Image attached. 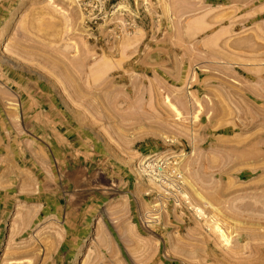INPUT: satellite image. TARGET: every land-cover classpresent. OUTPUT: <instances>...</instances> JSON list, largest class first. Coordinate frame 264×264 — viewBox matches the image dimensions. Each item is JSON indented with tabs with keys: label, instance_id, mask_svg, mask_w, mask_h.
Segmentation results:
<instances>
[{
	"label": "rangeland",
	"instance_id": "1",
	"mask_svg": "<svg viewBox=\"0 0 264 264\" xmlns=\"http://www.w3.org/2000/svg\"><path fill=\"white\" fill-rule=\"evenodd\" d=\"M179 1L0 0V264H264V0Z\"/></svg>",
	"mask_w": 264,
	"mask_h": 264
},
{
	"label": "bare ground",
	"instance_id": "2",
	"mask_svg": "<svg viewBox=\"0 0 264 264\" xmlns=\"http://www.w3.org/2000/svg\"><path fill=\"white\" fill-rule=\"evenodd\" d=\"M179 1V0H178ZM199 1V0H198ZM232 1H236V0H232ZM241 1V0H240ZM180 2V1H179ZM243 2V1H242ZM246 2H247V0H246ZM179 5H180V3H179ZM235 5V4H234ZM233 5V6H234ZM239 5V4H238ZM247 5V4H246ZM176 6V5H175ZM174 6V7H175ZM178 6V5H177ZM176 6V7H177ZM244 6V5H243ZM173 7V8H174ZM173 8L171 9V11H173ZM235 8H236V5H235ZM176 9V10H175ZM174 10L175 11H177L178 9L177 8H175ZM189 9V8H188ZM190 9H193V8H190ZM208 9H210V8H208ZM179 11H180V8H179ZM190 11V10H189ZM192 11V10H191ZM211 12V11H210ZM174 13V12H173ZM179 13V12H178ZM184 13V12H183ZM193 13V12H192ZM206 13V12H205ZM206 14H208V13H206ZM205 14V15H206ZM181 15V14H180ZM205 15H203V17L205 16ZM220 16V15H219ZM217 17V16H216ZM223 18V17H222ZM221 19V18H220ZM219 19V21H221ZM215 20V19H214ZM218 20V19H217ZM223 20V19H222ZM216 21V20H215ZM229 21V20H228ZM198 22V21H197ZM187 23V22H186ZM197 24V23H196ZM209 24V23H208ZM239 24L241 25V22H239ZM198 25V24H197ZM232 25H233V23H232ZM234 26V25H233ZM198 28H196V27H194V29L196 30V29H198V30H201V27H199V25L197 26ZM237 27V26H236ZM233 28V27H232ZM231 28V29H232ZM194 29H191V30H194ZM206 29V28H205ZM190 30V31H191ZM197 32V30L195 31V34H197L196 33ZM224 32L225 31H223V33H222V30H221V33L220 34H223V35H225V34H227V33H229V32H225V34H224ZM254 33V32H253ZM188 34H190V33H188ZM188 36V35H187ZM194 36V35H193ZM246 36V35H245ZM215 37H216V35H215ZM214 37V39H212V40H215L216 38ZM221 37V36H220ZM225 37V36H224ZM230 37H231V35H230ZM247 37V36H246ZM246 37H241L243 40H244V42L243 43H240V42H242V40L240 39L239 40V38H238V40H239V45H237V46H243L244 45V43H245V39H246ZM249 37V36H248ZM251 37H252V35L250 34V37L249 38H247V39H251ZM181 38V37H180ZM191 38V37H190ZM228 38V37H227ZM233 38V37H232ZM235 38V37H234ZM237 38V37H236ZM253 38V37H252ZM254 38H255V36H254ZM229 39V38H228ZM231 39V38H230ZM227 41V39L226 38H223L221 41ZM253 40V39H252ZM223 41V42H224ZM230 41H234L235 42V40H230ZM248 42H249V40H247ZM228 42V41H227ZM251 42L252 41H250V44L248 43V45H251ZM254 42V41H253ZM253 42H252V49H253V47H255V46H253L254 44H253ZM247 43V42H246ZM245 43V45H247ZM255 43V42H254ZM210 44V43H209ZM204 45H205V43H204ZM207 45V44H206ZM226 44H224V46H225ZM229 45V44H228ZM232 45V44H231ZM244 45V46H245ZM259 45V44H258ZM233 46V45H232ZM236 46V44H235V47H237ZM234 47V46H233ZM249 47L251 48V46H247V48L249 49ZM207 48H210V46L208 47V45H207ZM211 48H213V49H215L214 47H211ZM257 48V47H256ZM255 49V48H254ZM254 49H253V51H254ZM218 50V49H217ZM241 50V49H240ZM209 51H212V53H213V50H209ZM257 52V51H256ZM209 53V52H208ZM208 53H207V55H208ZM215 53V52H214ZM218 53H220V52H218ZM211 65V64H210ZM220 71V70H219ZM223 71V70H222ZM221 72V71H220ZM178 75V74H177ZM188 75V74H187ZM191 76V75H190ZM177 77V76H176ZM193 77V76H192ZM188 78V77H187ZM185 79V78H184ZM222 80V79H221ZM187 81V80H186ZM192 82V81H191ZM195 82V81H194ZM191 84V83H190ZM71 92V91H70ZM172 92V91H171ZM27 94V96H29V98L30 99H32L33 100V102L30 104V105H35V107H34V113H32L33 115L31 116V118H35L36 120H38L40 123H42L41 125H44L45 126V124L46 123H52L54 120H60V117L58 116V115H56L55 114V112H53L52 111V109H53V107L52 106H50V97L48 96V94L46 95H42V94H39L38 93V91H35V90H30L28 93H26ZM170 94V93H169ZM187 95V94H186ZM177 96V95H176ZM182 96V95H181ZM196 96V95H195ZM186 97V96H185ZM177 99V98H176ZM79 100V99H78ZM171 100V99H170ZM181 99H180V97H179V101H180ZM175 101V100H174ZM183 100H181V102H182ZM225 101V100H224ZM168 102H170L169 104L172 106V108L178 113V114H180V111H179V109L177 108V106H175V104H174V102H171V101H168ZM184 102V101H183ZM194 102V101H193ZM196 102V101H195ZM207 102V101H206ZM80 103V101H77V104H79ZM185 103V102H184ZM187 103V102H186ZM190 103V102H189ZM227 103V102H226ZM180 103H178L177 105H179ZM183 106H184V104L183 103H181ZM230 104V103H229ZM181 105V106H182ZM188 105V104H187ZM215 105V104H214ZM221 105H223L222 103H221ZM226 105V104H225ZM22 106H23V108H26V109H30L31 107L28 105V104H22ZM180 106V105H179ZM180 106V107H181ZM182 106V107H183ZM209 106V105H208ZM213 107V109H214V106H212ZM211 107V108H212ZM22 108V109H23ZM210 108V109H211ZM225 108V107H224ZM219 109V108H218ZM220 109H222L221 107H220ZM219 109V110H220ZM217 110V109H216ZM225 110V109H224ZM227 110H228V108H227ZM208 111V110H207ZM215 111V110H214ZM202 112V111H201ZM207 113H209V112H207ZM206 113V114H207ZM212 113V112H211ZM221 114V113H220ZM252 114V113H251ZM181 115V114H180ZM210 115V114H209ZM224 115V114H223ZM193 116H194V113H193ZM183 117V116H182ZM195 117H196V114H195ZM194 117V118H195ZM210 117V116H209ZM64 118V117H63ZM196 119V118H195ZM211 120V119H210ZM62 121V120H61ZM223 121V120H222ZM59 122V121H58ZM29 124V123H28ZM26 125V124H25ZM41 125H38L40 128H39V132L40 133H42L44 136H46V137H48V135H51V134H53V131H54V128L53 127H51V128H49V129H45V128H43ZM64 125V124H63ZM30 128H32V127H30ZM45 132H46V134H45ZM59 133V132H58ZM39 135V134H38ZM52 137H53V135H52ZM57 137V136H56ZM44 138V137H43ZM42 139V138H41ZM55 145V144H54ZM264 145V144H263ZM64 147V146H63ZM59 149V148H58ZM57 149H55L54 148V154H55V157H56V159L57 160H59V163H60V165L63 167L64 166V160L62 161V157H61V154L59 153V152H57L56 151ZM246 150V149H245ZM239 151V150H238ZM260 151V150H259ZM262 151V150H261ZM252 152V151H251ZM250 152V153H251ZM256 152V151H255ZM245 153H247V154H245L246 156L248 155V154H250L248 151L246 152L245 151ZM253 153V152H252ZM251 153V155L250 156H248V157H246V158H249V157H251L253 154H255V153H253L252 154ZM255 155H257V154H255ZM254 157V156H253ZM246 158H244V159H246ZM255 159H257V158H255ZM255 159H253V160H255ZM250 161V160H249ZM256 164V163H255ZM258 165V164H257ZM261 166V165H260ZM264 166V165H263ZM59 167V166H58ZM159 168H158V172L159 173H162L163 174V172H164V169H163V167H160V166H158ZM257 167V166H256ZM177 170V169H176ZM165 173V172H164ZM176 175V174H175ZM169 179H171V178H169ZM191 183V182H190ZM198 194H199V192H197ZM214 193H216V190H215V192ZM213 193V194H214ZM212 194V195H213ZM217 194H218V192H217ZM199 196H201V198H203L202 197V195H200L199 194ZM212 197V196H211ZM215 198V197H214ZM208 199H210L211 201H212V199L211 198H208ZM207 200V199H206ZM214 200V199H213ZM213 202V201H212ZM215 227H218V224L216 223L215 224ZM220 231V236L224 239V240H227L228 238H227V236L225 235V233H224V231L223 230H221V229H219ZM228 241V240H227Z\"/></svg>",
	"mask_w": 264,
	"mask_h": 264
}]
</instances>
